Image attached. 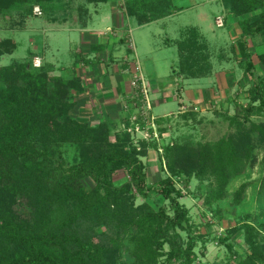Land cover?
Returning a JSON list of instances; mask_svg holds the SVG:
<instances>
[{
  "label": "trees",
  "instance_id": "16d2710c",
  "mask_svg": "<svg viewBox=\"0 0 264 264\" xmlns=\"http://www.w3.org/2000/svg\"><path fill=\"white\" fill-rule=\"evenodd\" d=\"M63 1L0 0V14L16 4H26L32 14L35 5L52 7ZM124 1L126 15L139 26L175 12L172 0ZM222 4L240 28L232 55L251 79L247 104L237 106L233 116L226 115L237 133L217 143L163 145L164 159L174 174L186 172L189 165L198 179H212L209 202L227 198L231 181L246 175L254 160L255 139L264 144V122L253 120L264 115V71H257L253 61L256 54L264 68V51L256 52L264 47V0H222ZM86 26L84 22L81 28ZM166 45L178 51L173 77L213 75L210 46L198 28L185 29L180 39ZM16 50L13 40H0V57ZM102 51L103 46L91 47L92 54ZM82 60L87 61L84 66H95L86 55ZM57 70L51 63L39 68L33 63L0 66V264H158L166 254L169 261L195 264L196 241L193 236L185 241L180 234L189 220L187 209L178 202L179 190L170 179L145 188L139 157L150 146L158 148L156 142L144 144L141 152L128 134L116 130L118 121L102 115L96 126L94 120L79 121L77 97L89 90L86 79L74 69L70 77L52 75ZM128 118L123 114L119 122L129 124ZM121 172L129 178L118 186L114 177ZM87 179L92 184H86ZM248 187L249 183L242 184L233 194V206L242 204ZM133 188L143 197L152 191L170 199L175 215L147 202L137 205ZM248 220L252 221L235 230L245 232L251 252L240 257L235 253L234 264H264V244L258 243L260 220ZM236 234L230 231L222 241Z\"/></svg>",
  "mask_w": 264,
  "mask_h": 264
},
{
  "label": "rangeland",
  "instance_id": "374dc122",
  "mask_svg": "<svg viewBox=\"0 0 264 264\" xmlns=\"http://www.w3.org/2000/svg\"><path fill=\"white\" fill-rule=\"evenodd\" d=\"M174 2L184 7L185 11L168 20L144 27H140L134 18L124 20L123 14H126L124 0H110L106 4H89L87 0H64L52 7L35 5L32 14L28 13L26 4H16L5 14H0V40L11 39L17 44L14 53L0 57V66L29 63L32 67L35 59H39L42 65L51 63L57 67L58 70L52 75L70 77L72 75L70 70L74 69L85 77L86 74L81 73L82 70L89 72L90 68L83 65L85 60L82 59L84 55L92 53L89 46H94L92 39L89 43L85 39L86 32L101 40L111 39L110 34L114 33L117 37H123L125 39L121 45L123 52L132 44L135 54L129 56L128 63H125L122 57L118 58L119 62L115 61L116 57L111 60L107 56L93 58L94 65L101 72L104 71L105 65L109 73L117 74L116 78L112 79L113 82L134 90L133 97L137 102L130 104L132 108L126 102L123 105L126 113L132 110L127 115L131 117L130 120L128 118L129 124L127 121L125 123L123 120L118 121L116 130L128 134L132 145L142 149L141 152L144 151V144L151 145L156 142L158 145V148L150 146L147 154L139 157L146 175L145 188H151L170 179L179 190L177 199L179 204L187 209L189 220L185 224V230L180 231V234L185 241L190 236L194 237L198 257L195 264H234L238 257L251 252L245 242V232L240 230L238 233L235 230L243 227L244 222L252 221L248 219L260 220L257 224L260 231L258 243L264 244V144L260 139H255V156L247 174L234 178L230 183L227 198L217 202H209L208 193L213 185L212 179L206 178L203 181L198 179L193 173L194 167L189 165L186 172L174 174L168 167L167 159H164L163 145L175 142L184 145L217 143L236 134L237 129L230 125L226 115L233 116L237 106L247 104L251 79L240 68L239 63H236L237 61L231 59V63L224 62L218 56L220 49L232 41L227 28L220 29L216 26L215 18L223 15L234 20L224 11L220 1L174 0ZM112 3L120 12L117 13L116 23L112 14ZM194 3L201 6L190 8ZM36 7L41 8L42 16L35 14ZM97 10L99 12H96ZM202 12L207 14V21L201 19ZM84 22L89 23L87 30L81 28ZM188 27L201 30L209 43L214 67L212 77L203 79L173 77L178 63V51L177 47L167 46L166 42L178 40L182 31ZM109 30L115 31L109 33ZM234 37L238 39L239 35ZM234 43L228 46L227 54L232 53L229 52ZM263 51L264 47L256 50L257 53ZM254 62L257 71L263 72L264 68L259 64L256 54ZM95 66H92V72L95 71ZM63 69H67L68 72H63ZM124 72L127 73L122 74ZM136 77H143L147 83L149 99L153 102L152 109L146 106L138 87L133 86ZM99 81L104 84L106 78L100 76ZM157 88L161 90L160 93L154 92ZM196 91L204 93L200 92L201 96L198 99H189L190 94L195 95ZM82 96L83 94L77 97L79 106L87 104L88 110L83 108L77 110L76 117L82 122L94 120L92 125L96 126L103 121L100 115H97L101 114L99 103L97 100L84 102ZM94 116L96 118H93ZM145 120L147 122H144ZM253 120L256 123H263L264 115H256ZM137 124L141 128L140 131L135 129ZM159 128L164 130L163 134ZM126 178L129 177L125 172L115 175V184L121 185ZM245 183H249L245 200L235 207L232 205V196ZM86 184L92 182L87 179ZM133 191L138 198L137 205L147 202L154 209L166 208L171 217L175 215L170 199H165L152 191H147V197L139 195L135 188ZM230 231L237 234L228 241H222ZM228 245L233 247L232 251ZM164 250L169 252V245H165ZM158 264L178 263L169 261L166 254Z\"/></svg>",
  "mask_w": 264,
  "mask_h": 264
},
{
  "label": "crops",
  "instance_id": "0c3cea01",
  "mask_svg": "<svg viewBox=\"0 0 264 264\" xmlns=\"http://www.w3.org/2000/svg\"><path fill=\"white\" fill-rule=\"evenodd\" d=\"M211 0H209L210 2ZM220 3L222 4V0H219ZM173 2V5L175 6V12L169 16V17H166L164 19H161L159 21H156V22H153V23H159V22H162V21H165V20H168L170 18H173L175 15L179 14V13H182L183 11H185V8L182 7V6H178L174 0H172ZM113 5V3H112ZM198 6H201L200 4L197 5V3H194L190 8H196ZM117 6L116 5H113L112 6V14L114 16V20H115V23L117 21V13H120L117 9ZM222 8L224 9V11L227 13V11L225 10L223 4H222ZM189 9V7L187 8ZM96 12H99L98 10ZM122 13V12H121ZM123 14V13H122ZM125 15L124 16V20L125 21H128L129 19H131L130 17H128L126 14H123ZM202 15L201 16V19L204 20V21H207L208 20V16L205 12H202ZM112 16V17H113ZM107 19L109 18L108 16V13L106 15ZM218 18H222L224 20L223 22V26H219V21H218ZM153 23H150V24H153ZM215 23H216V26L220 29H225L227 28V31L229 32V34L231 35V43H234L237 39L234 37L236 35H239L240 34V28H239V25L238 23L236 22V20H232V19H228L227 16H221V15H218L216 18H215ZM89 24V23H88ZM85 27V28H82L83 30H87L88 29V25ZM150 24H147V25H143V26H140V27H144V26H148ZM139 25V24H138ZM189 28V27H188ZM109 29V28H108ZM187 29V28H186ZM185 30V29H184ZM183 30V31H184ZM112 31H115V30H109V33H112ZM182 31V33H183ZM201 32V30H199ZM182 33H181V36H182ZM235 33V35H234ZM201 34L203 35V33L201 32ZM204 36V35H203ZM110 37L111 39L114 38L115 40H111L110 38L108 39H104L101 40L100 38L96 37L95 35H91V34H88V32H86V35H85V39L89 41L92 39L94 41V45H100V46H103V51L100 53V54H93L91 56L92 53H88V57L90 59H93L94 57H101L102 56H107V58L109 60H111V58H114L116 57L117 59H115L116 62H119L120 57H122V60L125 61V63L127 62H130V59H129V56H133L135 54V51H134V48L129 45V47L123 52L121 50V45L124 44L125 42V39L123 37H117L116 34L114 33L113 35L110 34ZM181 38V37H180ZM179 38V39H180ZM205 38V36H204ZM206 39V38H205ZM207 40V39H206ZM124 41V42H123ZM168 41V40H167ZM171 41V40H170ZM208 42V41H207ZM231 43H226L227 45H225V47L221 48L220 49V53H219V58L225 60L224 62H230L232 60H235L237 61L236 63H239V58L236 57V55H232V53L229 55L227 54V57H224V55L228 52V46H230ZM235 44V43H234ZM92 47L89 46V49ZM232 50V47L230 48V51ZM130 51V52H129ZM232 52V51H231ZM123 54V55H122ZM232 55V56H231ZM36 56V55H35ZM229 57V59H227ZM232 57V58H231ZM232 59V60H231ZM44 60V58H43ZM253 61H254V57H253ZM255 63V62H254ZM104 65V64H103ZM127 65V64H126ZM131 66H133L131 64ZM90 68L88 71L89 72H85L84 70H82L81 73H85V79L87 81V84L89 86V90L87 91V93L83 94V96L81 97V99H83V101L87 102L88 100L90 101H94V100H97L98 103H99V106H100V113L102 114V116H107L109 117L110 119L112 120H115V121H119L121 116L125 113V115H128L130 111L132 110H128L127 113L125 112V109L123 107V105L126 103L129 104H134V90L133 88H130V89H127V87H123L122 85H119V83L117 84L116 82H113L112 79L116 78L117 74H113V73H109L107 71V69L105 68V65H104V71L101 72L99 70V68H97L96 66L94 67V70L95 71H91V67H88ZM88 68H84V69H88ZM95 72V73H94ZM99 72V73H98ZM101 72V73H100ZM127 72H124L122 74H126ZM214 73V72H213ZM93 74H96L95 76ZM92 75V77H91ZM120 75V74H118ZM89 76V77H88ZM100 76H104V78H106V82L104 84H102L100 81H99V78ZM213 76V75H212ZM211 76V77H212ZM147 84V83H146ZM209 90V89H208ZM154 92L156 93H160L161 90H159L157 88L154 89ZM201 91H196L195 92V95L193 94H190L189 96V99H198L200 98L199 96H201L199 93ZM201 93H204L203 91ZM194 96V97H192ZM128 106V105H127ZM87 104L86 105H83V106H80V110L83 108L85 110H88L87 108ZM82 109V110H83ZM101 114H97V115H100L101 117ZM96 118V116H94ZM93 117V118H94Z\"/></svg>",
  "mask_w": 264,
  "mask_h": 264
},
{
  "label": "built area",
  "instance_id": "2783aa9c",
  "mask_svg": "<svg viewBox=\"0 0 264 264\" xmlns=\"http://www.w3.org/2000/svg\"><path fill=\"white\" fill-rule=\"evenodd\" d=\"M34 12L38 16H42L43 15V12H42L40 7H36ZM218 21H219V26H223V19L222 18H218ZM34 65L36 67H40L42 64H41L39 59H35ZM133 86L138 87L137 88L138 91L139 90L141 91V95H142L144 101H146V106L148 107V109H152L153 102L149 99V95H148L149 89L147 90L148 86H147L146 82L144 81L143 77H136L135 81H133ZM135 129L137 131H140L141 128L137 124Z\"/></svg>",
  "mask_w": 264,
  "mask_h": 264
}]
</instances>
